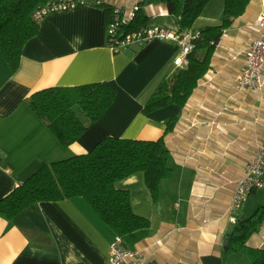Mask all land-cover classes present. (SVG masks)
I'll return each instance as SVG.
<instances>
[{
    "label": "crops",
    "instance_id": "0c3cea01",
    "mask_svg": "<svg viewBox=\"0 0 264 264\" xmlns=\"http://www.w3.org/2000/svg\"><path fill=\"white\" fill-rule=\"evenodd\" d=\"M104 1L121 5L126 0ZM224 2L209 0L185 31L194 37L220 24ZM263 5L264 0H250L245 13L223 32L208 71L183 107L172 104L148 114L142 113L143 105L175 71L173 61L180 53L175 42L153 40L113 54L103 8L84 6L45 16L15 72L0 53V199L43 163L87 153L105 137L157 140L166 122L176 118L165 137L173 175L160 183L158 202L152 201L142 172L115 184L129 192L132 211L150 222L147 237L131 249L158 264H250L241 254L226 253L224 244L235 226L227 218L235 181L264 139V86L257 92L235 91L245 49L259 36L255 20ZM142 12L149 25L178 29L176 17L159 0L145 3ZM204 55L197 53L200 59ZM97 82L110 83L115 100L68 147L25 104L46 88ZM258 211L264 219V190L248 197L239 216ZM114 236L81 199L34 203L10 222L0 217V264H104ZM247 245L264 247L263 222Z\"/></svg>",
    "mask_w": 264,
    "mask_h": 264
},
{
    "label": "trees",
    "instance_id": "16d2710c",
    "mask_svg": "<svg viewBox=\"0 0 264 264\" xmlns=\"http://www.w3.org/2000/svg\"><path fill=\"white\" fill-rule=\"evenodd\" d=\"M49 0H0V53L10 72L19 67L25 44L39 31V22L32 19L33 11ZM107 21L112 7L99 0ZM140 3L135 19L121 26L118 39L143 26L149 17ZM169 15L176 17L178 32L191 29L209 0H159ZM250 0H225L220 24L208 26L192 39L193 50L188 64L164 77L142 108L148 114L168 105L183 107L198 81L209 69L211 56L223 32L235 19L245 13ZM204 51L203 58L197 53ZM115 88L108 82H97L73 87H50L35 92L25 100L59 144L68 147L94 125L112 105ZM176 118L166 122L164 135L154 141L105 137L87 153L43 163L24 182L0 199V217L10 222L26 207L39 202H58L81 199L99 220L122 238L130 248L147 237L150 222L136 215L131 208L129 192L116 188V182L142 172L152 201L158 202L160 183L170 180V151L165 137L173 130ZM263 214L239 216L238 223L225 240V252L241 254L250 264H264V247L247 245L249 237L258 232ZM124 243V245H125Z\"/></svg>",
    "mask_w": 264,
    "mask_h": 264
},
{
    "label": "built area",
    "instance_id": "2783aa9c",
    "mask_svg": "<svg viewBox=\"0 0 264 264\" xmlns=\"http://www.w3.org/2000/svg\"><path fill=\"white\" fill-rule=\"evenodd\" d=\"M142 1L144 0H126L121 5H113L112 16L106 25L108 49L113 54H118L135 44H144L153 40L172 41L180 48L179 55L173 61L174 70L184 68L188 64L187 56L193 50V36L188 31L178 32L166 26L148 25L118 39L119 29L133 22ZM98 4H100L99 0H49L33 11L32 19L39 22L50 14ZM255 27L259 31V36L245 49V65L235 80V91L238 93L257 92L264 86V5L255 20ZM257 190H264V139L257 146L244 175L235 181L227 208V218L231 224L238 223L239 213L248 197ZM262 222L264 224V219ZM104 264L158 263L152 261L141 250L126 247L121 237L114 236L109 244L108 257Z\"/></svg>",
    "mask_w": 264,
    "mask_h": 264
},
{
    "label": "clouds",
    "instance_id": "9594fccd",
    "mask_svg": "<svg viewBox=\"0 0 264 264\" xmlns=\"http://www.w3.org/2000/svg\"><path fill=\"white\" fill-rule=\"evenodd\" d=\"M177 63H179V60L177 61Z\"/></svg>",
    "mask_w": 264,
    "mask_h": 264
}]
</instances>
